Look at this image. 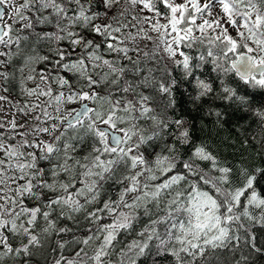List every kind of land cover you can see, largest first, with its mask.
I'll list each match as a JSON object with an SVG mask.
<instances>
[{"label":"trees","instance_id":"trees-1","mask_svg":"<svg viewBox=\"0 0 264 264\" xmlns=\"http://www.w3.org/2000/svg\"><path fill=\"white\" fill-rule=\"evenodd\" d=\"M181 7L176 20L161 0H22L0 42L4 98L26 116L44 82L39 114L53 96L64 118L83 99L90 113L22 150L29 187L13 188L0 264H264V83L231 68L243 52L264 62V0ZM19 131L0 125V143ZM203 198L220 241L197 237Z\"/></svg>","mask_w":264,"mask_h":264},{"label":"rangeland","instance_id":"rangeland-1","mask_svg":"<svg viewBox=\"0 0 264 264\" xmlns=\"http://www.w3.org/2000/svg\"><path fill=\"white\" fill-rule=\"evenodd\" d=\"M183 1L184 0H168V2H164L166 6L172 9L176 20L180 19V15L183 11V8L181 7ZM197 1L200 3V7H204L210 2V0ZM0 2L5 9V15L2 17L1 25L4 26L6 34L7 27L12 26L14 23L15 15L20 9L22 0H0ZM222 15L223 13L221 12L219 3L209 7L208 18H213L215 16L220 18ZM259 81L264 83V77H261ZM47 96V87L44 82H41L39 88H33L32 93H30V102L25 108L27 117H18V114L11 109L10 103L4 98V94L0 89V125L5 126L6 128L14 126L20 129L18 135L15 137V140L17 141L16 144L6 146L0 143V225L3 224V221L10 215L11 210H13V206L16 203L19 191H17V188L13 190L14 186L21 185L24 189L29 187L24 176L21 177L25 180L24 185L20 184L18 181L19 177L25 174L26 168L25 163L20 159L22 150L28 154V152H30L29 148L32 147L34 143V138L37 143L42 141L41 138L46 142L48 134L54 129L53 127L58 126V124L62 125V122L69 116L66 115L65 118L63 117L65 111L64 106H59L60 110H57L59 96H57V98L53 96V99L47 98L49 101H52L51 106L54 107V110L50 109L49 104H45L46 106L44 107L43 112L39 114V106L43 105ZM83 102H85V99H83ZM63 118L64 120H62ZM24 119L27 121L26 125H23ZM32 119H34V121H32ZM27 129L33 130V138H30ZM115 131L119 132L117 130ZM29 141H31L30 144ZM105 141L108 144L107 136H105ZM26 142L28 147L26 146ZM21 146L23 149H21ZM40 146L44 147L43 145ZM122 147L123 146H120L117 150ZM134 156H136V154H134ZM143 174V169L136 170L132 173V179L137 182ZM134 192V188H130L127 197H131ZM190 208L196 213L194 218L196 221L195 226L198 239L202 242L220 241L225 235V232L219 228L218 221H210L212 218V204L210 200L208 198L196 199L191 204ZM123 211L125 214L128 213L126 207ZM1 212L4 213V217H1ZM121 223H125V220L123 219Z\"/></svg>","mask_w":264,"mask_h":264},{"label":"water","instance_id":"water-1","mask_svg":"<svg viewBox=\"0 0 264 264\" xmlns=\"http://www.w3.org/2000/svg\"><path fill=\"white\" fill-rule=\"evenodd\" d=\"M161 1L168 2V0ZM4 15L5 9L0 2V42L3 40L5 34V28L1 25V20ZM231 68L237 77L243 81L264 77V62H258L254 55L246 52L237 55L236 59L231 64ZM89 113L90 106L88 101H85L73 114L69 115L65 121L62 122V126H73L85 118ZM98 130L107 136L110 147L117 149L123 144L124 138L121 133L104 126H100Z\"/></svg>","mask_w":264,"mask_h":264},{"label":"bare ground","instance_id":"bare-ground-1","mask_svg":"<svg viewBox=\"0 0 264 264\" xmlns=\"http://www.w3.org/2000/svg\"><path fill=\"white\" fill-rule=\"evenodd\" d=\"M161 131V130H160Z\"/></svg>","mask_w":264,"mask_h":264}]
</instances>
